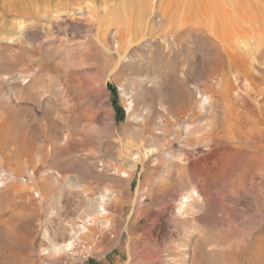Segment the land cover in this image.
Wrapping results in <instances>:
<instances>
[{
	"label": "rangeland",
	"instance_id": "374dc122",
	"mask_svg": "<svg viewBox=\"0 0 264 264\" xmlns=\"http://www.w3.org/2000/svg\"><path fill=\"white\" fill-rule=\"evenodd\" d=\"M75 1L17 0L15 16L6 4L0 2V29L10 22L20 25L14 31L21 40L17 46L22 50L30 49V66L34 67L27 84L20 80L14 82L15 90L24 94L26 101L0 98V128L10 122V117L2 113L8 105L28 109L26 119L28 122L34 120L32 129L42 125L44 113L52 111L54 105L60 106L69 119L78 120L67 131L66 124L54 116L61 127L62 137L67 135V141L63 143L66 148L63 146L61 153L48 151V158L51 157L50 160L47 158L49 161L23 160L20 165L0 162V242H4L9 223L12 222L20 231L19 236H25L24 257L29 254L35 264H246L236 258L244 246L252 244L246 236L250 234L254 238L259 232V226L256 227L253 221L258 209L264 205V179L257 164L247 158V154L240 156L239 163L237 160L235 163L232 155L243 152L239 148V141L225 139L224 143L212 147L204 145L200 139L206 135L210 125L224 115L226 111L221 108L224 103H233L231 108L235 112L241 111L244 103L248 107L262 109L263 106L258 104L261 96L253 93L264 92V68H250L243 63L264 60V28L261 27H264V19L261 20L262 24L254 26L255 31H245V39L240 38L237 42L238 48L247 47L255 56L239 51L233 55V59L240 65L228 69L213 65L218 57L214 55L209 41L199 36L192 38V0ZM87 6L93 15L90 11L86 13L89 10ZM108 9L112 13L106 16ZM54 19L62 24L56 30L49 29L54 26ZM68 23L79 27L93 25L97 38L94 36L93 40H97L96 45L102 48L100 70L91 62L68 67L72 59L64 61L59 56L45 53L44 49L51 39L73 41V32L65 29ZM28 26H35L31 31L34 36L30 38V45L21 36ZM111 31L118 33H114L113 40L108 37ZM76 35L75 39H78L82 34ZM118 36H121V40ZM1 37L5 36L1 34ZM1 42L7 44L6 39ZM107 51L110 53L107 54ZM218 59L227 61L228 58L220 56ZM60 60L67 67L61 66ZM34 78L36 82L31 85ZM129 107L140 119L144 118L141 121L157 114L155 121L160 128L163 122L173 121L181 135L172 143L171 151L185 155L186 164H191L192 160L197 163L201 160L200 154L205 156L209 153L205 156L204 167L221 175L213 179L214 185L209 190L217 211L208 215L210 218H207L202 232L198 224L192 222L193 234L186 259L178 251L176 235L179 232L168 220L174 207V190L169 188L168 191L157 192L154 187L156 182H162L166 167L151 161L146 162L145 166L135 165L127 156L135 148L143 149L142 152L153 148L149 132L143 128L144 122L127 118ZM110 116L112 122L108 123ZM206 119L208 122H205ZM185 124L191 128L189 135L182 128ZM152 133L156 135L157 131ZM234 134L235 131H229L230 136ZM211 150L213 154H210ZM230 166L234 167V173H230ZM149 170L154 171L149 173ZM2 171L12 175V178L6 181ZM32 171L38 179H29L28 174ZM48 177L58 178L57 189L49 195L44 192L39 180ZM189 179L184 178L181 186L187 184ZM84 191L92 201L101 195L107 196L104 205L106 212L93 227L95 241L90 249L87 250L88 245L79 242L74 249L51 252L49 255L46 251L42 252L51 244H65L69 228L81 224L87 211L83 204ZM22 229L27 230L28 234ZM239 239L243 240V244L238 242ZM197 250L198 253H193ZM22 253L17 259L20 256L23 258ZM12 259L9 257V261Z\"/></svg>",
	"mask_w": 264,
	"mask_h": 264
},
{
	"label": "bare ground",
	"instance_id": "6f19581e",
	"mask_svg": "<svg viewBox=\"0 0 264 264\" xmlns=\"http://www.w3.org/2000/svg\"><path fill=\"white\" fill-rule=\"evenodd\" d=\"M73 1H75V0H73ZM0 2H2V5L6 4L7 7L9 8V11L12 13L13 16H15V13L17 11L16 10L17 0H2V1L0 0ZM75 2H77V1H75ZM71 4H74V3L72 2ZM92 7H93V5H92ZM20 9H21V6H20ZM88 9H89V7H88ZM103 9H105V8H103ZM143 10H144V8H143ZM89 11H90V9L88 11L86 10V13H89ZM90 12L92 13L93 11H90ZM156 12H158V10ZM110 13H112V10L108 9L106 11V16L109 15ZM92 15H93V13H92ZM138 17H140V16H138ZM77 18H79V17H77ZM50 19H51V17H50ZM262 19H264V0H192V38L196 37V36L204 38L205 40L209 41L211 49H212V51L216 57L219 58L221 56V58H222V56H224V57L228 58L227 61L226 60H220L217 58V61H214V63L212 62L214 66L225 67L228 69H229V67L239 66L240 64L237 63V61H235L233 59V55L239 51H243L246 54L249 52V54L252 57L255 53L254 54L250 53V50L247 47H245L244 49L238 48L237 42H238V39H240V38L245 39V36L247 35L246 34L244 36L245 31H247V30L255 31L256 29H254V26H256L259 23L262 24L264 22V20H262ZM76 20H78V19H76ZM79 20H81V16H80ZM93 20H95V19H93ZM261 20L263 22H261ZM91 21H92V19H91ZM99 22L100 21H98V23ZM155 22L156 21H154V23ZM52 25H54V26L50 27L49 29H55L56 30L62 24L59 22V20L54 19ZM19 26H18V24L16 25V23H14V22H10L8 25L4 26V28L0 29V37H1V34H3L5 36V37H1V39H0V83H1L0 84V98L1 99H9V101H10V98H13V99L15 98L20 102L21 101L24 102L27 100V97L24 94H22L21 92L19 93L15 90L16 86L14 85V82H15V80H20L22 83L24 82L23 84H27L30 81L29 77L32 74L31 69H33L34 67L31 68V66H30V58H31L30 49L29 50L28 49L22 50L19 47V45L17 46L18 41L21 42V40L18 39L19 37L15 35L14 31H15L16 27H19ZM261 27L264 28L262 25H261ZM33 28H35V26H28L26 31L21 35L22 39H24V41L27 42V45H30V43H29L30 38L32 36H34L31 33ZM65 29H67L68 32H71V33L73 32L74 35L71 36V38H74L73 41H64L63 39H56V38L53 41V39H51L50 43H48L47 47L44 49L45 53L54 55L56 57L59 56L64 61L72 59L73 62L71 64H68V67L70 65L71 66H77L81 63H89L90 64V62L99 67L101 64V61H102L101 52H100V49H102V48H99L96 45L97 40H96V42H94V40H93L94 36H95V34L93 33V25L88 24L84 27H79L77 25L68 23L67 27H65ZM119 32H121V31H119ZM18 33H19V31H18ZM114 33H112V31H111L108 34V37L111 40H113L115 38V34H118V33H115V34ZM76 34H82V35H79L77 37L78 39H75L77 36ZM6 36H8V37L6 38ZM120 37H119V40H121ZM63 38H64V36H63ZM4 39H6L7 44H4V42H1V40L3 41ZM95 39H97L96 36H95ZM235 40H237V41H235ZM100 41H102V40H100ZM248 43H250V39H249ZM241 46H242V44H241ZM244 46H247V45H244ZM124 50H126V49H124ZM103 51H105V50H103ZM108 53H110V52L107 51V54ZM60 62H61V66L65 65V64L62 65L63 62L61 60H60ZM243 64L245 66L250 67V68H264V60L261 62L256 61L255 63L254 62H252V63H248V62L246 63L245 62ZM65 67H67V66L65 65ZM18 68H20V69H18ZM95 68H97V67H95ZM99 70H100V67H99ZM17 72H18V74L16 75ZM54 72H56V71H54ZM73 77H75V76H73ZM51 78H53V77H51ZM58 78H59V76H58ZM216 81H218V80H216ZM35 82H36V79L35 78L32 79L31 85H34ZM236 89H237V87H236ZM211 91H212V89H211ZM252 91H253V89H252ZM253 94H255V96H261L259 101H258V104L261 107L262 106L264 107V92L262 90L258 91V92L255 91ZM251 100H252V98H251ZM62 102L64 103V101H62ZM214 103H216V101H214ZM244 104H243V106H241V111L235 112L233 110V108H231L233 103H230V102L224 103V105L221 108H224L223 110H225L226 112H224V115L221 117V119H219V121L216 120L212 125H210L208 132L206 133L205 136L201 137L202 139H200L201 140L200 142L204 143V145L207 144L208 146L211 145L212 147H214L220 143H224L225 139H228V141H229L230 139L234 138L233 140L239 141V143H240L239 148L242 149V151H243L241 155L235 154L236 152L234 153L235 155H232V156H234L235 163H236V160L238 161L240 156H242V155L244 156V154H247L248 155L247 158H249L251 161H254L257 164V166L261 172L260 175L262 176V179H264V119H263L264 108L262 107V109L259 110V109H257L256 106H249L248 107L247 105H244ZM169 105H170V103H169ZM51 109H52V111H46L44 113V115L42 117V120H43L42 125H40L38 128H35V129H32L33 128L32 124H33L34 120H32L31 122H28V120L26 119V114L28 113V109H26L25 107H13L11 105H8V106H6V109L3 112L1 111L3 113V115L5 114L7 117H10V122H8L7 124H5L4 126H2L0 128V162H6L7 164L13 163V164L20 165L23 160H26V161L27 160L33 161L34 159H40L42 161L46 160L48 158V156L50 155V154L48 155L49 150L50 151H59L61 153L60 150L62 149L64 144H66L65 142L67 141L66 140L67 135H65L66 136L65 138L62 137L63 134L61 131V127L57 125V123H56L57 120H55L54 116H56L60 122H63L66 124V130L67 131H70L69 128L71 127V125L75 122L78 123V120L69 119V117H67L65 115V113H63L61 111L62 109L60 106L54 105ZM202 109H204V108H202ZM183 111H184V109H183ZM134 112L135 111H132V109L129 107V109H127V118L129 119L130 117H132L131 119L135 122L141 121L143 117L140 119L139 116L137 114H135L136 112L135 113ZM154 112H151V113L153 114ZM155 113H157V112H155ZM182 114H183V112H182ZM156 115L157 114H154L153 117L152 116H151V118L147 117L148 118V119L146 118L147 120L145 119V120L141 121V122H144V123H142L143 128H145L149 132V140H150V142H152L153 145H151V146H153V148H151L150 150L146 149L147 151H145V152H142L143 149L142 150L138 149V148L137 149L135 148V150L131 149L133 152L130 154H127V156L131 159V161L135 165L140 164L142 166H145L146 162L151 161V162L157 163V165H161V166L164 165L166 167V171L164 173L162 172L164 175L163 178L161 179L162 182H160V183H158L159 181L156 182L154 184V187H156L157 192L158 191L164 192L166 190L168 191L169 188H172L174 190V191L172 190L173 191L174 207L172 209L170 216H168L169 217L168 220L175 226V231L179 232V234L176 235V238L178 241V247H179L178 251L181 252L182 255L184 256V259H186L188 257L189 244H190L192 234H193L192 222H196L198 224L197 226L199 227V230L202 232L205 228L204 225H205L207 218H210V216L208 217V215L211 214L212 211H213V213H215V210H216L215 206H217V205H215V203L213 202V199L210 198L209 195L211 192H209V190L214 185L212 183L213 179L218 178L221 175H219V174L216 175L215 173L210 172V170H208V169H206V167H204L205 161H206L205 156H208L209 153L205 156H202L200 154L201 160H199V162H197V163H193V160H192V161H190V162H192L191 164H188V163L186 164V162L184 161L185 157H183L185 155L174 154L175 152L173 153L171 151V145L173 142H175L179 139V137L181 135L179 133L180 130H178V127L176 126V124L172 120H171L172 122H170V121L163 122L162 123L163 125L162 126L160 125L161 126V128H160L159 124H157V122L155 121V118L156 119L158 118V117H156ZM163 116H165V114ZM163 116H161V117H163ZM165 117H167V116H165ZM172 119L175 120L174 117H172ZM108 121H110V123L112 122L111 116L109 117V120H107V122ZM202 121H203V119H202ZM206 121H207V119L205 120V122ZM188 124H185L182 127L183 130L185 131V133H188L189 129H191V128H189L190 126ZM125 126L129 127L128 125H125ZM127 127H126V129H127ZM132 128H134V127H132ZM122 129H123V127H122ZM122 129H121V131H122ZM126 129H125V131H126ZM130 129H131V126H130ZM80 130H82V129H80ZM136 130H138V129H136ZM193 130H194V128H193ZM153 131H157V134L154 135L152 133ZM229 131L230 132L235 131V134L233 136H230ZM189 134L190 133H188V135ZM203 134H205V133H203ZM185 136H186V134H185ZM145 138H147V137H145ZM122 141H124V140H122ZM181 144H186V143L181 142ZM183 146H188V144L183 145ZM7 148L8 149L11 148V150L8 151ZM65 148H63V149H65ZM164 148H166V149H164ZM214 149H217V148H214ZM129 151H130V149H129ZM220 151H221V149H220ZM210 154H213L212 150H211ZM220 155H222V154H220ZM187 156H188V154H187ZM50 159H51V157H50ZM238 163H239V161L237 162V164ZM1 164H0V166H1ZM233 166L232 167L230 166L231 167V169L229 170L230 173H234V167ZM235 166H237V165L235 164ZM240 166H242V165H240ZM240 166L238 165V167H240ZM150 169H152V167ZM7 170H8V168H7ZM22 170H23V168H22ZM19 171H20V169H19ZM153 171L149 170L148 172L152 173ZM238 172H240V171H238ZM18 174H19V172H18ZM34 174L35 173H33V171L30 172L28 174L29 179H31V180L38 179L35 177ZM252 174H254V173H252ZM227 176H229V174H227ZM2 177L5 178L7 181V180L12 178V175L6 173L5 171L4 172L2 171ZM186 177L190 178V179L188 180L187 184L181 186L183 184V181H185L184 178H186ZM247 177H248V175H247ZM254 177H255V175H254ZM57 179L58 178H55V177H48V178H45V180L39 179L41 187L47 195L52 194L55 191V189H57V186H58L56 184ZM144 179H148V178H144ZM204 179H206V182L204 181ZM233 179H235V178H233ZM226 182H227V180H226ZM146 183H147V181H146ZM218 183H220V182H218ZM240 184H238V185H240ZM0 185H1V183H0ZM234 185L237 186L235 183H234ZM24 187H25V185H24ZM148 187H149V185H148ZM216 188H217V186H216ZM233 189H234V187H233ZM235 189L237 190L236 187H235ZM85 191L87 192V189H85ZM85 191L82 194V197H83V204L85 207V211H86V209H87V211L84 212L85 216H83L84 218L82 219L81 224L80 225L74 224L69 228V233H67L68 234V239H67L68 241L65 244H63V245L51 244L49 248L42 250V252L46 251L49 255V253H51V252L58 253L60 251L62 252L64 250H69L71 248L74 249L76 244L79 242H81L82 244L84 243L85 245H88L87 250L90 249L91 243L93 241H95V240H93V231H94L93 227L97 225L99 218H101L106 212L104 205H105V202L107 200V196L101 195L98 197L97 200L92 201ZM146 196H147V194H146ZM262 198H263V202H264V193H263ZM214 201H215V199H214ZM213 215H215V214H213ZM255 219L256 220L253 221L254 222L253 224L256 227L259 226L258 227L259 232L257 233V236L254 238H251L250 234H248V235L246 234L247 235L246 236L247 241L249 243H252V244L249 247L244 246V248L237 254L236 259L240 263L242 261H245L246 264H264V205H263V208L261 207L260 209H258ZM9 221H12V220H9ZM11 223H9V229H8V232H6L7 235L5 236L4 242L3 243L0 242V243H2V245L0 244L1 245V247H0V264H35V262L30 259L29 254L26 257H24L25 254L22 253V249L25 248L24 247L25 243H26L24 241L25 236L20 237L19 236V234H21L20 231L18 229H16V226H13ZM14 225H16V224H14ZM23 232L25 234L26 233L28 234V231L25 229L23 230ZM241 239H239L238 242L243 244V240H241ZM196 247H197V245H196ZM150 251H151V249H150ZM7 252H8V254H7ZM21 253L23 254V258H22V256H20L21 258L17 259V256ZM28 253H29V250H28ZM175 253H176V251H175ZM193 253H198V250L196 252L193 251ZM176 254H175V258H176ZM147 255H148V253H147ZM194 256H195V254H193V258H194ZM9 257L13 258V259L11 261H9ZM196 257H198V256H196ZM200 259H201V257H200Z\"/></svg>",
	"mask_w": 264,
	"mask_h": 264
}]
</instances>
